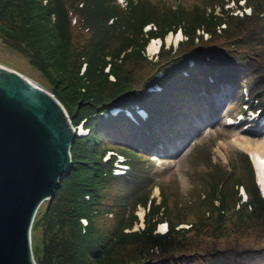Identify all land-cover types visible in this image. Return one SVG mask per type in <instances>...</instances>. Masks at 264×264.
Wrapping results in <instances>:
<instances>
[{"label":"trees","instance_id":"obj_1","mask_svg":"<svg viewBox=\"0 0 264 264\" xmlns=\"http://www.w3.org/2000/svg\"><path fill=\"white\" fill-rule=\"evenodd\" d=\"M127 1L128 6L124 8L118 0H51L52 8L49 9L47 16L48 22L53 20V26L59 39L63 41V47L70 41L69 27L72 23L70 17L72 12L81 18L80 26L87 27L93 33L92 44L89 48H84L80 54L87 64L83 75H80V78L85 80H90L94 75H104L105 68L111 63L108 57L111 55L117 57L129 48H132L129 53L134 52L132 58L135 61H146L135 49L138 44L135 41L141 39V42H147L143 30L150 23H154L158 28V32H150V36L164 39L170 31H177L180 28L188 38L179 43L175 53L173 47L170 50L163 47L158 61L150 62L151 74L147 78L143 76L141 85L136 80L132 84L133 77L127 75L122 80L123 86L117 89L112 104H100L87 112V118L80 119L82 123L85 120L84 124L89 132L85 136L77 135L76 139L85 142L81 145L80 152L77 151V156L88 158L86 154L89 153L93 169L79 160L78 163L82 167L77 168L72 155V167L60 181V189L58 188L60 192L56 191L64 200L59 211L63 226L61 230L67 226L70 228V234L75 238L78 248L75 249L76 254L68 255L67 258L72 260L64 264H88L89 254L94 257L97 239L91 235L88 240L86 229L89 228V222L86 228L81 219L94 216L95 207L100 204L102 191L113 184L115 190L113 211L108 210V214L116 212L118 215L119 237L126 234V228L133 227L135 222H139L136 214L138 208L140 206L148 208L150 201L151 206L145 216L147 224L145 233H154L161 222L168 223V233H180L184 230L175 229L180 224H185L184 220L177 224L173 223V220L184 219L183 213L189 214L188 211L183 212L180 209V191L175 180L168 182L162 178L157 184L161 189L162 200L160 203L155 199L151 200L156 184L153 173L155 165L150 155L157 147L154 138L175 143L177 139L191 136L192 122L200 115V111L206 108L204 102L207 98L202 95L203 91L211 96L215 90L226 84H232L239 93L240 103L237 111L244 112L243 90L246 88L251 97L250 108L260 109L264 114V0H246L253 12L251 16L245 18L234 16L230 10L224 8L229 0L198 1L194 6H188L184 1L183 6L179 5L177 10H167L166 0ZM8 5L6 4L5 9H0L3 24L9 20ZM218 5L221 7L220 14H216L215 10ZM16 6L19 9L21 7V5ZM207 6L212 9L211 13L207 11ZM98 19H104L110 33L115 35L112 39L116 41L115 47H110V50L107 39H96L98 29L95 22ZM111 20L112 23H109ZM224 24L225 29H221ZM1 26L2 23L0 29ZM8 27L9 29H5L3 26L1 30L7 31L9 35L15 34L16 27ZM127 28L134 29L135 35L125 37L124 41L121 40V44H118L119 35L126 34ZM199 29L204 30L210 37L204 40L203 36L197 35ZM218 29L221 33H218ZM110 33L105 30L102 34ZM142 45L145 48V45ZM191 61L192 66L189 65ZM163 65L166 67L164 68ZM161 72L163 75L159 77ZM144 81L145 85L142 87ZM155 86H159L160 90ZM149 87H154V92H148ZM255 101L258 103L257 107H254ZM116 107L123 111L118 116H113L110 110ZM137 108H143L148 112L146 120L137 115ZM125 109L134 112L137 122L126 116ZM105 113L108 115L106 116ZM103 128L115 129L123 136L119 138L118 143H112L115 149L112 152L123 155L126 164L129 165V171L123 176L114 174L116 155L113 154L110 159L104 160L108 149H103L101 153L97 152L100 135L96 131ZM122 128L125 133L120 131ZM75 141L71 150L75 148L74 144H78V140ZM76 146L79 148L78 145ZM212 153L209 146L197 145L191 154L190 175L193 177L194 173L201 179L200 187L206 198L190 208L194 214L202 213L200 224L198 223V226L194 222H186V224H193L190 228L193 231L197 227L211 228L209 231L213 233L211 237L213 236L215 242L218 238L233 237L237 243L245 239L250 241L251 244L247 247L259 248L262 245L261 249H264V197L256 182L255 170L249 155L239 151L238 154L231 155L230 165L226 166L221 161H215ZM92 170H94L93 176H86V173ZM239 187H244L246 190L247 202L242 201ZM54 198L50 200L47 210L50 218L54 207L61 202V199L56 202ZM216 201H219V205H216ZM142 233L143 231L136 232V234ZM168 233L159 234L158 238ZM92 234H94L93 229ZM63 242L69 244L68 246L73 244L71 241ZM213 247L218 252L216 245ZM109 252L107 248L104 254L98 253L97 260L102 261ZM62 256L63 254H60L55 259L60 260ZM50 257L51 255L45 254L47 264H53ZM59 264L62 262L60 261Z\"/></svg>","mask_w":264,"mask_h":264},{"label":"rangeland","instance_id":"obj_2","mask_svg":"<svg viewBox=\"0 0 264 264\" xmlns=\"http://www.w3.org/2000/svg\"><path fill=\"white\" fill-rule=\"evenodd\" d=\"M184 1L188 6H194L198 1L205 0H187L190 3H187L186 0H181V3H177V0H166L167 10H177V6H183ZM6 4H9L7 8L9 9L10 7L9 13L11 15H7L9 20H6L5 24H3L4 22L0 17L1 27L3 28L4 26L5 29H9L8 26L12 28L16 27L17 31L15 34L9 35L7 31L4 32L2 28V30L0 29V64L30 77L55 95L66 109L75 129L79 124H82L80 119L87 118L86 115L93 108L103 103L112 104L114 102V96L118 92L117 89L121 85L123 86L122 80L124 77L129 75V77H133L132 84L136 80L141 85L143 76L147 78L151 74L150 62L155 63L159 59V54L152 55L149 52L150 43L153 40L157 41L161 39L158 36H150V32H158L156 25L151 23L153 26L151 31H148L147 28L143 30L144 34H146L145 39L147 42H141V39L135 41L138 43L135 49L142 54L146 61H135L132 58L134 52L129 53L132 51V48H126L127 50L121 52L120 55L118 54L117 57H112V55L108 57V61H111V63L105 68L104 75H94L90 80L82 79L80 75H83L87 64L84 63L85 61L82 60L80 54L84 51V48H89L92 44L91 37L93 33L87 27L84 26L82 28L80 26L79 21L81 18L78 15L75 16L74 12L70 13L72 20L71 27H69L70 41L65 43V47H63V41L59 39L54 28L55 26H53V20L50 22L47 20L49 9L52 8L51 0H0V9H5ZM229 4L224 7L226 10H229L227 9L229 6L236 8L239 5L243 7L241 11L245 12L241 13L237 11L238 9H235L234 14H239V16L245 14V17L251 16L250 6L245 0L243 2L239 0L238 3L231 1ZM16 5H21L20 9ZM211 10L207 6L209 13H211ZM215 10L216 14L221 13L219 5ZM51 16L53 18V15ZM48 18H50V15ZM95 23L98 29L96 31V39L105 38L109 43L108 49L110 50V47L114 48L116 41L112 39L115 35L110 33L104 19H98ZM109 23H112V20ZM104 26L106 29H104ZM220 28L225 29V25H222ZM128 29H126V34L119 35L118 44H121V40L124 41L125 37L135 35L134 29ZM105 30L109 31L110 34H102ZM175 31H170L164 38L165 49L170 50L173 47L174 53L179 47V43H177L175 38L179 33L178 30ZM218 33H221L220 29H218ZM197 35L203 36L204 40L210 37L202 29L197 31ZM170 36L172 39L169 41L168 38ZM178 39L182 42L188 38L183 33V36ZM142 44L145 45V48H143ZM192 64L191 61L189 65L192 66ZM80 65L81 70L79 71ZM163 67L165 68L166 66L163 65ZM162 75L163 73L161 72L158 76L161 77ZM116 79L118 80L116 81ZM139 80L141 81L139 82ZM144 85L145 81L142 87ZM149 88L148 92H151L152 87ZM232 92L233 88L229 87L226 90L225 99L221 102L218 96V98L215 96L207 98L204 103L208 106L200 111V115L195 122L196 126L193 125L192 130H194V134L192 137L185 141L178 140L176 144H170L167 151L160 152L158 150L156 151L157 154L154 153V158L156 159L153 169V173H155L154 182L157 184L163 178L168 182L175 180L179 186L180 209L183 212L188 211L189 214L183 213L185 218L173 220V223L177 224L184 220L185 224H180L175 228L176 231L179 229L184 230L180 233H168L159 239L160 228L154 233L149 234L148 232L145 233L147 228L146 222L144 225L142 222H135L133 227L125 229L126 234L123 237H119L117 234L118 215L116 212L108 214V210L113 211L112 203L115 191L113 184L102 191L100 204L99 206L96 205L94 216H87L81 219L86 228L89 222V228L86 229L88 231V240H90L91 235L97 239L94 257L89 254L88 259L84 255L86 253L83 254L87 258L88 264H264V249H261L262 245L259 248L258 246L247 247L251 244L250 241L245 239L237 243L233 237L218 238V241L215 242L213 241L215 240L213 236L211 237L213 233L209 231L211 228L207 226L197 227L203 218L202 213L194 214V211L190 209L193 205L199 204L201 199L206 198L200 187L201 179L194 173L192 174L193 177L190 175L191 154L196 144L209 146L213 152V158L215 160H222L227 165L230 163V156L232 154L246 151L241 145L244 140L264 144V126L263 128H256L254 125H251L245 128L244 126H240V122L230 126V122L225 120L228 112H235L239 108L240 102L236 99L238 95L236 94L235 98L234 95L232 96ZM212 101L216 103V112H212L209 108ZM83 121L85 122V120ZM84 127L87 129L85 124ZM87 131L89 130L87 129ZM120 131L125 133L124 128L120 129ZM96 132L100 135L97 141L98 153H101L103 149H108V152L114 151L112 143H118L119 138L123 137L115 129L107 130L103 128V130H97ZM101 134L105 135V137ZM77 140L78 144H74L75 148L70 151L71 156H74V160H72L75 162L77 168L82 167L78 163L81 161L88 164V166L90 165L93 169V162L89 159V153L86 154L88 158H79L77 156V151L79 150L80 152L81 145L85 143L80 139H76L75 142ZM93 174L94 170L86 173V176L89 175L90 177ZM59 189H57V192ZM241 191L242 188L239 187L240 195ZM55 195L54 200L57 202L62 196L59 193ZM158 195L159 191L156 189L154 196L160 202L161 198ZM54 200H52L53 203L55 202ZM50 203V200H48L42 205L33 223L34 258L38 264H47L48 262L45 260L46 254V256L51 255L53 264H59L60 261L62 264L69 263L72 259H68V255L76 254L78 248L75 238L70 234V228L67 226L61 230L63 226L59 211L64 200L61 199V202L54 207L51 218L47 212ZM216 205H219V201H216ZM141 212L144 213V210L138 208L139 217L141 216ZM126 217L129 218V216ZM186 222L196 223L197 228L194 231L191 230L190 228L193 224H186ZM92 229L94 230V234H92ZM142 231V234H136V232ZM65 240L67 242L71 241L73 244L68 246L69 244L66 245L63 242ZM234 244H239L240 246H235ZM214 245L218 248V252L213 247ZM82 246L85 247V245ZM107 248L110 250L109 255L102 259V261L97 260L99 256L97 254H104ZM48 250L49 252H47ZM60 254H63L60 260L55 259Z\"/></svg>","mask_w":264,"mask_h":264},{"label":"water","instance_id":"obj_3","mask_svg":"<svg viewBox=\"0 0 264 264\" xmlns=\"http://www.w3.org/2000/svg\"><path fill=\"white\" fill-rule=\"evenodd\" d=\"M77 135L55 95L0 64V264H38L33 223L72 167Z\"/></svg>","mask_w":264,"mask_h":264},{"label":"bare ground","instance_id":"obj_4","mask_svg":"<svg viewBox=\"0 0 264 264\" xmlns=\"http://www.w3.org/2000/svg\"><path fill=\"white\" fill-rule=\"evenodd\" d=\"M182 36H183L182 33H180L179 35H177V37H175L176 38V41L178 42L179 41L178 38H180ZM171 39L172 38L170 36L168 38V40L170 41ZM160 44H161V41L160 40L153 41L152 43H150V45H149V52L152 55H154L155 53H157L158 50H159ZM17 72H19V71H17ZM26 77H27V79L29 78L30 81H34L30 77H28V76H26ZM116 109H118V108H116ZM81 131L84 132L85 131V128L83 127L81 129ZM76 132H77V134H79L78 129H76ZM240 144H241V142H240ZM241 145H242V148H244L251 155V157H252V159H253V161H254V163L256 165V169H257L258 177H259V182H260L262 188L264 189V144H260V143H256V142H250V141L244 140L243 141V144H241ZM70 154H71V152H70ZM140 214L143 217L144 213L141 212ZM165 227H166V225H161L160 230H164ZM32 250H33V254H34V236H33V231H32Z\"/></svg>","mask_w":264,"mask_h":264},{"label":"snow or ice","instance_id":"obj_5","mask_svg":"<svg viewBox=\"0 0 264 264\" xmlns=\"http://www.w3.org/2000/svg\"><path fill=\"white\" fill-rule=\"evenodd\" d=\"M242 2H243V0H242Z\"/></svg>","mask_w":264,"mask_h":264}]
</instances>
